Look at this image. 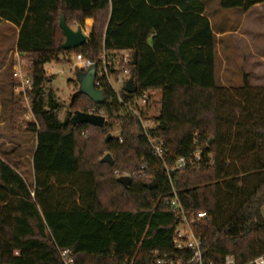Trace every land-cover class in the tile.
Listing matches in <instances>:
<instances>
[{"label":"trees","instance_id":"1","mask_svg":"<svg viewBox=\"0 0 264 264\" xmlns=\"http://www.w3.org/2000/svg\"><path fill=\"white\" fill-rule=\"evenodd\" d=\"M263 3L220 0L223 9L243 11ZM205 11L202 0H0V24L20 29L17 50L33 78L37 121L30 123L37 139L33 188L0 151V264H63L64 249L75 264H153L156 251L174 255L180 218L168 206L173 189L208 262L222 264L232 254L246 264L264 254V93H252L245 75L239 108L246 116L236 121L223 111L217 40ZM62 15L70 27L89 29L85 44L62 48ZM121 49L137 54V94L161 92L150 135L162 141L164 160L107 85L102 104L80 91L71 100L74 112L102 113L103 128L58 118L46 66L65 54L97 59ZM116 124L123 142L106 141ZM105 153L113 164L101 161ZM179 158L187 164L170 179L166 166ZM143 164L148 178L131 177L128 187L118 181L120 172H139ZM200 210L208 216L198 221Z\"/></svg>","mask_w":264,"mask_h":264},{"label":"rangeland","instance_id":"2","mask_svg":"<svg viewBox=\"0 0 264 264\" xmlns=\"http://www.w3.org/2000/svg\"><path fill=\"white\" fill-rule=\"evenodd\" d=\"M202 2L217 40L216 76L222 86V109L229 118L237 121L246 116L239 108L245 95V91L241 89L245 75L248 76L252 93H264V3L243 11L240 8L223 9L220 0ZM77 27L76 25L74 29ZM88 30L84 29L86 33ZM16 36V27L5 22L0 25V64H6L5 70L0 74V151L33 188L35 176L32 165L36 134L30 130L32 120L25 117L27 101L17 97L14 92V70L19 60H22L16 50ZM71 57L72 53L62 55L59 63L53 62L46 66L51 78L47 89L53 90L58 100L60 107L57 115L61 122L66 121L70 115L73 116L72 96L80 90V74L73 67ZM160 97V91L153 92L154 112ZM117 126L118 124L113 128V136L118 135ZM235 132L237 130L233 131ZM88 134L89 130H84L81 136L86 139ZM139 174L143 178L149 177L147 172L142 174L140 171L120 172L119 177H134Z\"/></svg>","mask_w":264,"mask_h":264},{"label":"built area","instance_id":"3","mask_svg":"<svg viewBox=\"0 0 264 264\" xmlns=\"http://www.w3.org/2000/svg\"><path fill=\"white\" fill-rule=\"evenodd\" d=\"M133 56L134 52L129 49L111 52L104 50L97 59L85 58L80 53H72L71 60L73 67L79 70L87 71L90 68H95V87L103 91V87L107 85L115 93L116 100L123 106L122 108L125 114L133 118H138V128L146 135L156 155L161 160H164L165 152L162 147V141L152 138L150 135V129L154 126V121L150 117L151 112H153V97L151 93L143 92L137 94L136 91L133 93V96L130 93L128 94L131 96H123L126 82L130 78H133L131 75ZM22 63H24L23 58L21 61L19 60L14 70L16 80L14 92L17 97L20 99L24 98L27 101L26 119L32 120L31 122H37L29 97V94L33 90V78L24 73ZM143 113H146V115ZM100 115H102V113H100ZM120 115L122 118L125 116L124 114ZM117 128L120 131V124H118ZM116 137L120 142H123L120 132H118ZM194 157L198 160L199 154L196 152ZM186 164L187 160L185 158H179L172 168L166 166L170 179L172 173H175L176 170L183 169ZM146 170L147 165L143 164L140 173L143 174ZM168 206L170 211L174 212L180 218L179 225L175 228L172 237V246L175 248L176 252L174 255H169L160 254L156 251L153 264H215L213 261H207L208 249L203 246L201 238L194 232L192 228L193 220L190 219L175 189L172 191V197L168 201ZM207 216L208 214L206 211L200 210L197 212L196 219L198 221L204 220ZM59 255L63 264H75L72 250H59ZM222 264H237V260L234 255L226 254L222 260ZM246 264H264V254L250 260Z\"/></svg>","mask_w":264,"mask_h":264},{"label":"water","instance_id":"4","mask_svg":"<svg viewBox=\"0 0 264 264\" xmlns=\"http://www.w3.org/2000/svg\"><path fill=\"white\" fill-rule=\"evenodd\" d=\"M59 25L63 34L65 36V41L62 44V48L64 50L76 49L79 46L85 44L88 40V34L84 31L81 26H78L76 29L70 27L66 21L64 15L60 17ZM137 63V54L134 53L133 56V65ZM96 70L95 68H90L87 71L81 73L79 75V84H80V92L84 95L88 96L94 103L102 104L104 101V92L95 87ZM125 92L133 94L137 91V86L133 78H130L124 87ZM70 122L73 126H77L79 124H90L93 126H97L103 128L106 123V118L103 115L84 112V111H75L73 116L70 118ZM112 133H108L106 137V141L112 139ZM102 162L113 164L114 160L110 153H107L102 159ZM118 181L122 183L124 186L128 187L131 182V177L120 176L118 177ZM149 189L155 188V182H151L148 184Z\"/></svg>","mask_w":264,"mask_h":264},{"label":"crops","instance_id":"5","mask_svg":"<svg viewBox=\"0 0 264 264\" xmlns=\"http://www.w3.org/2000/svg\"><path fill=\"white\" fill-rule=\"evenodd\" d=\"M257 5H259V4H257ZM211 22V21H210ZM4 22H2L1 24H3ZM5 23H8V24H10V25H13L14 27H16V29H17V36H16V50H17V41H18V37H19V27H17L16 25H14V24H12V23H9V22H5ZM0 24V25H1ZM18 51V50H17ZM5 65L6 64H0V74L5 70ZM36 144H37V139H36ZM35 147H36V145H35ZM34 151H35V149H34ZM33 154H34V152H33ZM33 166V165H32ZM34 170V169H33Z\"/></svg>","mask_w":264,"mask_h":264}]
</instances>
